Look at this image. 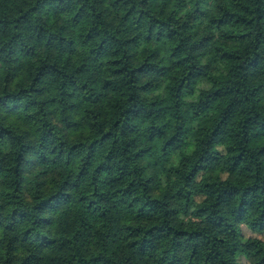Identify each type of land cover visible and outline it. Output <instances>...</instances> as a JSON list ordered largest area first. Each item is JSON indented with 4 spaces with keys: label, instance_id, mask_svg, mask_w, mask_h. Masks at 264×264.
<instances>
[{
    "label": "trees",
    "instance_id": "1",
    "mask_svg": "<svg viewBox=\"0 0 264 264\" xmlns=\"http://www.w3.org/2000/svg\"><path fill=\"white\" fill-rule=\"evenodd\" d=\"M262 235L264 0H0V264H264Z\"/></svg>",
    "mask_w": 264,
    "mask_h": 264
},
{
    "label": "rangeland",
    "instance_id": "2",
    "mask_svg": "<svg viewBox=\"0 0 264 264\" xmlns=\"http://www.w3.org/2000/svg\"><path fill=\"white\" fill-rule=\"evenodd\" d=\"M51 95H53V92H51ZM51 109H52V118L54 119V120H57L58 119V114H57V111H56V109H55V105H51ZM261 238H263L264 239V235H262L261 236Z\"/></svg>",
    "mask_w": 264,
    "mask_h": 264
}]
</instances>
